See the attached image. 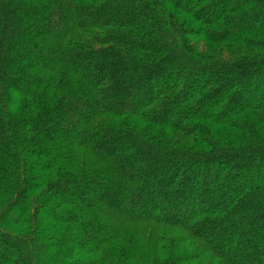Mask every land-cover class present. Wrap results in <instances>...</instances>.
I'll use <instances>...</instances> for the list:
<instances>
[{
  "label": "trees",
  "instance_id": "1",
  "mask_svg": "<svg viewBox=\"0 0 264 264\" xmlns=\"http://www.w3.org/2000/svg\"><path fill=\"white\" fill-rule=\"evenodd\" d=\"M0 264H264V0H0Z\"/></svg>",
  "mask_w": 264,
  "mask_h": 264
},
{
  "label": "rangeland",
  "instance_id": "2",
  "mask_svg": "<svg viewBox=\"0 0 264 264\" xmlns=\"http://www.w3.org/2000/svg\"><path fill=\"white\" fill-rule=\"evenodd\" d=\"M224 58V57H223Z\"/></svg>",
  "mask_w": 264,
  "mask_h": 264
}]
</instances>
